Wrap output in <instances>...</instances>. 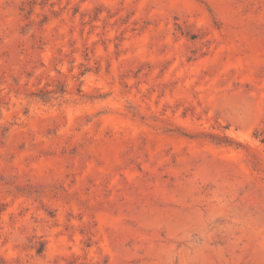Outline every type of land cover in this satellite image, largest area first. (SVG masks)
<instances>
[{"label":"rangeland","instance_id":"374dc122","mask_svg":"<svg viewBox=\"0 0 264 264\" xmlns=\"http://www.w3.org/2000/svg\"><path fill=\"white\" fill-rule=\"evenodd\" d=\"M0 264H264V0H0Z\"/></svg>","mask_w":264,"mask_h":264}]
</instances>
